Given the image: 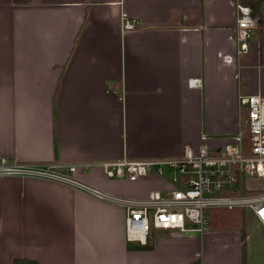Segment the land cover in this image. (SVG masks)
<instances>
[{
    "label": "crops",
    "instance_id": "crops-1",
    "mask_svg": "<svg viewBox=\"0 0 264 264\" xmlns=\"http://www.w3.org/2000/svg\"><path fill=\"white\" fill-rule=\"evenodd\" d=\"M251 4L262 19L238 54L234 0H0V155L75 165L117 197L168 189L101 164L218 150L245 128L240 95L264 97V0ZM238 211L203 234L153 228L142 245L118 203L1 178L0 264H264V227Z\"/></svg>",
    "mask_w": 264,
    "mask_h": 264
},
{
    "label": "built area",
    "instance_id": "built-area-1",
    "mask_svg": "<svg viewBox=\"0 0 264 264\" xmlns=\"http://www.w3.org/2000/svg\"><path fill=\"white\" fill-rule=\"evenodd\" d=\"M234 5L236 41L241 54L248 50L262 16L254 11L251 0H234ZM123 28L133 30L134 25L125 22ZM239 103L247 112L245 128L223 148L214 150L206 143L198 147L187 145L178 157L122 159L101 164L109 178H126L131 182L169 172V188L152 192L145 199L117 197L88 185L77 177L75 165L23 164L0 155V179H45L102 201L118 203L125 208V238L129 243L146 245L153 228L203 234L208 230L205 210L212 207L251 211L264 227V190L245 188L247 178L264 180V97L240 95Z\"/></svg>",
    "mask_w": 264,
    "mask_h": 264
},
{
    "label": "rangeland",
    "instance_id": "rangeland-1",
    "mask_svg": "<svg viewBox=\"0 0 264 264\" xmlns=\"http://www.w3.org/2000/svg\"><path fill=\"white\" fill-rule=\"evenodd\" d=\"M67 173H69V171ZM163 177H166V179L169 180L170 173L165 170ZM245 188H252L255 191H261L264 190V182H260V180H250L247 178L245 179ZM238 210L240 209L229 210L218 207L206 209L205 211L208 218V229L210 228V226H219L222 225L225 221L228 222L234 214L239 212Z\"/></svg>",
    "mask_w": 264,
    "mask_h": 264
},
{
    "label": "water",
    "instance_id": "water-1",
    "mask_svg": "<svg viewBox=\"0 0 264 264\" xmlns=\"http://www.w3.org/2000/svg\"><path fill=\"white\" fill-rule=\"evenodd\" d=\"M15 264H30V263H28L26 261H17Z\"/></svg>",
    "mask_w": 264,
    "mask_h": 264
}]
</instances>
